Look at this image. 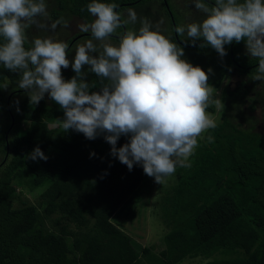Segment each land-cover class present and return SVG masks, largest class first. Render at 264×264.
I'll list each match as a JSON object with an SVG mask.
<instances>
[{"label": "trees", "instance_id": "16d2710c", "mask_svg": "<svg viewBox=\"0 0 264 264\" xmlns=\"http://www.w3.org/2000/svg\"><path fill=\"white\" fill-rule=\"evenodd\" d=\"M145 1L97 0L117 4L118 12ZM57 2L60 10L52 13L54 17L65 12L86 23L95 19L87 11L92 0ZM173 42L180 46L175 35ZM199 45L187 49L212 54L211 47ZM231 45H225L228 60L258 62L241 55L240 43L231 54ZM24 47H32L28 39ZM214 58L212 67L220 57ZM228 68L210 78L209 87L220 88ZM20 78L0 65V155H5L0 165V264H179L188 258H214L209 264H264V133L257 132L256 125L250 129L236 122V104L229 106L226 92L222 122L206 130L190 166L181 167L177 183L165 191L163 213L171 230L165 236L166 248L156 253L153 247H139L112 221L122 206L135 208L136 190L147 177L142 166L129 171L110 154L104 134L88 140L71 129L50 128L64 113L46 97L38 105L26 97L19 111L13 109L11 98L25 91L14 88ZM85 78L90 91L103 86L93 73ZM207 112H215V103ZM129 138L121 136L116 147ZM37 146L46 161L27 158ZM15 180L31 192L44 190L42 203L20 199ZM56 213L60 218L55 226L63 219L78 231L69 230L68 224L51 230L46 222Z\"/></svg>", "mask_w": 264, "mask_h": 264}, {"label": "clouds", "instance_id": "9594fccd", "mask_svg": "<svg viewBox=\"0 0 264 264\" xmlns=\"http://www.w3.org/2000/svg\"><path fill=\"white\" fill-rule=\"evenodd\" d=\"M191 4L204 18L175 27L179 37L186 35L182 41L193 46L202 41L200 48L211 47L220 57L227 55L225 45L243 41L246 55L258 61L252 79L264 82V0H215L211 5L192 0ZM117 8L115 3L97 0L87 5L95 19L77 27L91 35L74 46L70 61L69 44L62 40L37 37L31 48L24 47L26 30L33 25L51 31L62 23L68 26L61 20L50 26L41 23L39 17H48L45 0H0V37L4 40L0 65L20 74L17 85L25 90L30 104L38 105L47 94L60 106L64 118L57 123L65 132L74 130L88 140L104 134L113 157L129 171L141 165L144 174L161 184L177 166H190L197 138L216 127L207 108L220 101L212 99L208 84L212 69L206 73L182 59L184 49L158 29L152 30L147 18L140 19L138 31L126 30L119 44L113 45L110 41L117 29L138 20L134 9H127V18L122 19ZM70 66L75 76L65 81L62 69ZM88 73L100 79L99 91H90L85 80ZM121 136L130 138L117 148ZM27 158L48 159L38 146Z\"/></svg>", "mask_w": 264, "mask_h": 264}, {"label": "rangeland", "instance_id": "374dc122", "mask_svg": "<svg viewBox=\"0 0 264 264\" xmlns=\"http://www.w3.org/2000/svg\"><path fill=\"white\" fill-rule=\"evenodd\" d=\"M188 1L189 0H146L139 6L130 7L137 13V22L135 24H128L125 27L117 29L116 33L111 37L110 42L113 45H118L119 40L117 39H119V37L124 33V29L138 31L141 27L140 19L142 18H147V20L151 22V24L153 25L152 30L158 29L161 34L165 35L173 42L174 28H171L173 20L168 14V8H170L174 15L176 26L194 22V16L190 13V8H186L183 15L181 13V8L183 6H187ZM45 3L47 5L48 17H39L38 19L41 21V23L50 26L51 23H54L57 20H61L67 22L68 26L64 27L62 23L57 26L55 31H51L49 29H39L35 25H33L31 28H29V31L27 33L28 42L30 44L32 39L37 37H51L54 40H62L68 43L69 38H71L72 35L81 33L77 26L81 23H84L82 22L83 20L79 21V17L66 14L65 12L62 13V16L54 17L52 13L55 10H60L57 0H45ZM120 13L122 19L127 18V9L120 11ZM74 30L76 33H74ZM115 37L118 38L115 39ZM86 39H88V37H82V39L78 40L76 44L83 43ZM180 39L182 41L187 39V37L185 35L183 37H180ZM188 44L191 43L189 42ZM75 45H73V47ZM73 47L68 53L67 57L70 61H72L75 56V47ZM238 47H241L246 51L245 44L241 43V46ZM211 53L212 54H210L209 52L195 53L191 49H184V56L182 57V59L187 60L193 66L201 67L207 73L208 69L211 68L213 59H215L214 55L216 58L220 57L214 49H212ZM93 55L96 54L94 53ZM85 69H88V66H85ZM250 74L252 73H248V75ZM208 75L209 79L215 78L217 76V73L214 69H212V72L208 73ZM62 76L65 81L70 80L73 76H75V73L73 72L71 66L68 69H62ZM229 77L230 74L227 72L226 78L223 77L221 79L220 88H216L213 86L211 87L212 94L216 95V100H219L220 103L215 104L214 113H207L209 114L210 118L215 121L216 125L222 122V114L225 111V109L223 108L224 94L222 90L226 87V81H229ZM253 84L254 86L250 84V89H252V92L245 87L246 91L244 95V101L232 95L234 93L233 89L235 88V85H233L232 88L228 90V92H226V102L229 104V106H234L236 104L232 112V115L235 114V117L238 118L236 122L244 124L246 128H248L247 126H249L250 129L252 128V126L250 125H256L254 129L257 132L264 133V126L262 125L264 123V82H257L254 80ZM243 85L246 86L245 83ZM14 88L18 91L22 90L18 88V85H16ZM26 97H28V95L25 91H23L15 96L14 99L11 98L10 102L12 103L13 109L16 108L17 110L20 103ZM45 97L49 100L47 94H45ZM57 126V124H51L50 128H54ZM205 132H203L200 137L197 138V146L194 148L192 155L189 157L188 161H193L196 149L199 145V142L204 139ZM23 134L24 133H22V135ZM4 158L5 155H0V165L3 163ZM180 169L181 167L177 166L176 171L172 175L166 177L161 184H157L154 178L147 176L136 190L135 197H137V203L134 205L135 208H133V210H130L128 206H122L119 213L117 212V214L112 219L116 226H118V228L128 234L139 247H153L156 249V253H159L166 248V245L164 244L165 236L170 232L171 229L166 224L163 213L164 205L162 202L165 191L177 183ZM13 184L18 188L20 199L27 200L32 204H37L38 202L42 203V198L40 195L44 190L41 192H31L27 187L22 186V184H16V180L13 182ZM15 202V206L18 207L20 205L18 198L15 200ZM59 218L60 214L58 213L52 215L50 219L47 220L46 225L55 232H57L60 227L67 224L69 230L78 231L77 227L74 224L69 223L68 221H65L63 219H61L59 226H55L54 223ZM69 241H72V239L69 238ZM216 257L222 258L221 255H217ZM230 257L231 256H226V258ZM213 259L214 258H212V260L204 258H188L179 264H209V262L213 261Z\"/></svg>", "mask_w": 264, "mask_h": 264}, {"label": "flooded vegetation", "instance_id": "af4514ba", "mask_svg": "<svg viewBox=\"0 0 264 264\" xmlns=\"http://www.w3.org/2000/svg\"><path fill=\"white\" fill-rule=\"evenodd\" d=\"M204 2H206L210 5L215 3L214 0H204ZM191 3H192V0H189L188 5L183 6L181 8V13L183 15L185 9L190 8L191 9L190 13L194 16V22H199L204 18V16H203V14L198 13L195 9L194 4H191ZM168 14H169L170 18H172V20H174V15H173L172 11L170 10V8H168ZM82 20L83 19L79 18V21H82ZM82 22L86 23L84 20ZM173 27L175 29L176 25L175 26L173 25ZM28 31H29V29L26 30V35H27ZM74 33H76L75 30H74ZM90 35H91L90 33H83V32H81L80 34L72 35V37L69 38V41H68L69 50H71L73 45H75L78 40L82 39V37L90 38ZM174 35H175L177 42L179 43L180 46H182L186 49L189 47L190 48L193 47V45H191V44H186V43L182 42L180 40V37L175 33V31H174ZM200 43H202V41H197L196 46H198ZM234 44L235 43H233L231 45V54L232 53L234 54V47H235ZM239 50H240L241 55L244 56V58H251L250 56L246 55V51L244 49H242L240 47ZM257 66H258V62L248 63L247 61H245L243 64H241L236 60H228L227 57H224V58L222 57V58H219V60L216 63V66L215 67L211 66V68L216 71V73H217L216 77L218 78V77H220L219 73L224 68L229 67L228 73L230 74V77H229V81H226L227 82L225 85L226 87L224 86L225 88L222 90L223 94H224V92L230 90L233 85H235V88L233 89L235 94L233 93L232 95L237 97V98H240L242 101H244V95H245L246 89H248L252 92V89H250L251 88L250 84L252 86H254V84H253L254 80L252 79V76H253L252 74H256L255 69L257 68ZM248 73H252V74L248 75ZM223 77L226 78V73L224 74ZM244 83L246 86L243 85ZM245 87H246V89H245Z\"/></svg>", "mask_w": 264, "mask_h": 264}, {"label": "water", "instance_id": "95a60500", "mask_svg": "<svg viewBox=\"0 0 264 264\" xmlns=\"http://www.w3.org/2000/svg\"><path fill=\"white\" fill-rule=\"evenodd\" d=\"M125 31H126V30L124 29V32H125ZM13 123H14V122H13ZM13 125H14V124H13ZM13 125H12V126H13Z\"/></svg>", "mask_w": 264, "mask_h": 264}]
</instances>
